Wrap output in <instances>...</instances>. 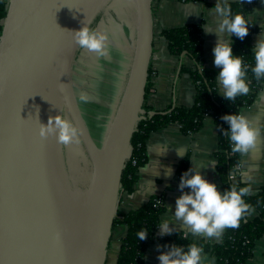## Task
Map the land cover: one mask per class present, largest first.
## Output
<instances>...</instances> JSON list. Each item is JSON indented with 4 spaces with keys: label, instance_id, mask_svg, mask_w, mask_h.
Returning <instances> with one entry per match:
<instances>
[{
    "label": "water",
    "instance_id": "obj_1",
    "mask_svg": "<svg viewBox=\"0 0 264 264\" xmlns=\"http://www.w3.org/2000/svg\"><path fill=\"white\" fill-rule=\"evenodd\" d=\"M113 1L7 0L0 31V264H105L131 138L155 113L143 107L152 0H122L133 13V46L101 146L78 108L71 68L79 45L71 30L92 26ZM61 111L82 129V188L68 163L75 143L39 134L40 122Z\"/></svg>",
    "mask_w": 264,
    "mask_h": 264
},
{
    "label": "crops",
    "instance_id": "obj_2",
    "mask_svg": "<svg viewBox=\"0 0 264 264\" xmlns=\"http://www.w3.org/2000/svg\"><path fill=\"white\" fill-rule=\"evenodd\" d=\"M240 0H230L235 2ZM216 0H206L197 2H181L180 0H152L151 16L153 29V46L149 62V90L145 96V103L149 110L164 111L169 107L183 106L191 107L194 103L196 89L188 73L180 71L178 66L189 67L191 60L180 56L171 55L167 49V41L162 37L164 29L179 27L185 24H199L201 27L203 61L204 66L219 72V68L213 63L214 53L212 51L218 36L215 32L219 17L215 13L214 4ZM253 11L248 15L251 25L257 29L252 34V44L254 45L257 36H264V0H256ZM206 26L213 31L206 30ZM222 39L231 40V36L221 34ZM216 88H217V81ZM218 95H221L218 91ZM240 111H243L253 121L261 126V135L257 142V147L249 153L240 157L245 168L253 170L252 190L259 189L264 184V82L257 93L254 101ZM217 131L212 117L203 119L201 128L193 133L183 132L179 125L168 124L152 132L146 141V161L138 171L137 181L130 193L122 192L119 198L117 210L126 213L145 204L153 196H162L164 211L161 213L159 223L162 218H171L172 210L168 205L175 207V198L182 191L179 188L180 175L179 168L186 163L187 167L200 168L199 170L209 179L221 183L218 179L215 166L210 161L215 160L217 149ZM177 148L184 151L183 155L177 153ZM172 169L170 175L166 174L168 168ZM235 181H241L237 176ZM221 188V187H220ZM222 189V188H221ZM187 190V187L184 189ZM170 224L174 231L170 234L160 235L159 226L155 233L154 241L148 245L144 253V264H159L158 253L167 250L166 240L163 237H171L181 232L184 237L192 241L219 242L220 237H204L193 235L180 221L171 219ZM125 234V226L118 225L111 231V236L107 249L111 246L112 264H116L120 239ZM159 245V247H158ZM208 259L212 264H216V257L209 253ZM107 258V253H106ZM106 261V259H105ZM248 264H264V236L255 241L252 256ZM106 263V262H105Z\"/></svg>",
    "mask_w": 264,
    "mask_h": 264
},
{
    "label": "clouds",
    "instance_id": "obj_3",
    "mask_svg": "<svg viewBox=\"0 0 264 264\" xmlns=\"http://www.w3.org/2000/svg\"><path fill=\"white\" fill-rule=\"evenodd\" d=\"M215 13L219 17L215 32L218 39L212 51L213 63L219 68L215 79L220 94L228 101L234 102L238 96L247 95L250 92V79H247L249 63L240 54L233 51V41L222 39L221 34L236 36L243 39L249 32L250 17L244 12L232 11L230 0H216ZM206 30H210L206 26ZM73 39L82 48L95 52L97 56H106L110 52L108 44V32L83 23L78 29L71 30ZM254 63L251 72L257 80L264 78V36H257L252 46ZM90 95L86 90H81L79 100L87 102ZM221 120L228 127L224 128V134L230 142L229 154H239L243 157L257 147L261 135V126L243 111L224 113ZM39 134L46 137L54 134L62 144L80 143L82 129L63 115H49L47 123L40 122ZM177 153L183 155L184 151L177 148ZM215 166L216 161H210ZM244 161L238 160L229 171V179L239 177L244 181L233 180L225 189L218 187L217 183L209 180L199 169L190 167L184 170L180 176L179 188L182 190L175 198V207L168 205L172 210L171 218H162L158 224L160 235L170 234L174 231L170 224L171 219L181 222L187 229V233L204 237H220L225 228L239 227L242 218H246L253 212V205L246 201L245 197L252 191L253 170L243 166ZM169 167L166 174L170 175ZM187 187V190H184ZM160 201H157L159 204ZM148 235L146 229L138 231V237L145 239ZM159 247V245H158ZM166 251L158 253L159 264H212L203 245L192 241L187 246L172 243L167 245Z\"/></svg>",
    "mask_w": 264,
    "mask_h": 264
},
{
    "label": "trees",
    "instance_id": "obj_4",
    "mask_svg": "<svg viewBox=\"0 0 264 264\" xmlns=\"http://www.w3.org/2000/svg\"><path fill=\"white\" fill-rule=\"evenodd\" d=\"M189 1L191 0H184V2ZM255 2L256 0L231 2L232 11H241L249 15L253 11ZM6 7L7 0H0V22L3 21ZM94 23L91 27L94 26ZM256 29L255 26L250 24L249 32L243 39L231 36L234 53L242 55L250 65L246 78L251 81L250 92L247 95L238 96L234 102L218 95L215 86L216 72L204 66L202 35L199 24H185L164 29L161 32L162 37L167 41V49L171 55L180 56L182 52H185L184 57L192 62L189 67L182 64L181 71L188 73L193 81L196 89L194 103L188 108L175 105L164 111H155L152 116L146 117L137 124L136 131L131 138L130 158L122 174V192H132L137 181L138 171L146 161V141L152 132L171 123L179 125L180 129L187 134L196 132L201 128L206 113L212 117L217 131L215 157L216 173L221 183L220 187L223 190L231 185L233 179H229L228 173L236 165L240 156L239 154H229L230 142L223 131L228 125L220 117L224 113L240 111L243 107L250 105L262 87L264 78L257 80L254 73L251 72V65L254 63L251 49L253 46L252 34ZM148 87L149 81H147L145 87V96L149 90ZM143 107L149 110L145 101ZM186 169L188 167L184 163L179 168V172L182 174ZM240 183L243 185L242 182ZM245 199L253 205V212L248 217L241 219L239 227L225 228L219 242L196 241L203 245L205 252H209L216 257V264H248L255 241L264 236V184L259 189L252 190L246 195ZM158 200L160 201L159 204H157ZM163 211L162 196H153L142 206L126 213L117 210L112 229L118 225H123L125 226V234L120 239L116 264H144L145 250L155 239V233ZM141 229L148 231L145 239L138 237V231ZM162 240H166L168 245L177 243L187 246L192 242L191 239L184 237L181 232L171 237H163Z\"/></svg>",
    "mask_w": 264,
    "mask_h": 264
},
{
    "label": "rangeland",
    "instance_id": "obj_5",
    "mask_svg": "<svg viewBox=\"0 0 264 264\" xmlns=\"http://www.w3.org/2000/svg\"><path fill=\"white\" fill-rule=\"evenodd\" d=\"M93 27L108 32L110 52L106 56H97L79 46L72 63L71 82L86 127L96 145L101 146L128 70L133 46L132 10L124 1L114 0L98 16ZM81 90L89 93L87 102L79 100ZM68 163L78 188H82L88 162L81 143L72 146ZM111 250L110 246L105 264H112Z\"/></svg>",
    "mask_w": 264,
    "mask_h": 264
},
{
    "label": "built area",
    "instance_id": "obj_6",
    "mask_svg": "<svg viewBox=\"0 0 264 264\" xmlns=\"http://www.w3.org/2000/svg\"><path fill=\"white\" fill-rule=\"evenodd\" d=\"M181 2H184V0H180ZM189 2H197L196 0H191V1H189ZM0 26H2V21L0 22ZM1 31V30H0ZM207 117H210V115L208 114V113H206L205 115H204V118H207Z\"/></svg>",
    "mask_w": 264,
    "mask_h": 264
}]
</instances>
